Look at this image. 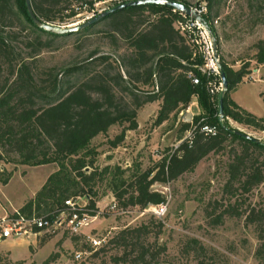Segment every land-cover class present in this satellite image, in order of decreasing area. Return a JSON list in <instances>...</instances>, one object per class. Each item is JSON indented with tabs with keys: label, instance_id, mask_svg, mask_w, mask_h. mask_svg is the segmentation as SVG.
<instances>
[{
	"label": "trees",
	"instance_id": "1",
	"mask_svg": "<svg viewBox=\"0 0 264 264\" xmlns=\"http://www.w3.org/2000/svg\"><path fill=\"white\" fill-rule=\"evenodd\" d=\"M107 1L31 0L38 19L58 27L70 24L82 13H95L96 4ZM166 1L206 9L202 19L216 41L221 72L229 85L223 101L224 120L220 116L222 92L215 96L210 93V79L201 70L203 56L177 28L183 16L174 8L156 4L129 7L80 32L59 35L36 26L26 0H0V162L14 155L23 166L57 167L36 196L19 210L28 217L54 220L68 211L66 202L70 200L86 199L87 209L95 215L100 187L112 194L123 211L164 205L168 197L155 191V184L176 182L194 173L212 155H225L227 181L223 194L229 198L228 203L210 201L205 207L206 218L219 226L226 217H245L259 241L256 257L264 262V208L244 211L242 207L243 195L264 184V145L238 134L228 124L230 119L258 130L264 127V117H256L232 98L236 88L252 74L253 62L264 67V38L254 44L253 57L235 69L221 55L222 38L216 27L230 0ZM245 4L249 20L264 28V0H246ZM22 32L33 36L26 43L33 51L28 57L18 48ZM94 34L102 35L119 54L118 59L95 49L84 60L76 59L68 66L39 68L37 57L45 50H59L58 40L75 36L85 40ZM193 78L200 84L195 85ZM194 99L200 115L193 123L181 126L180 145L166 150L159 162L147 169L141 163L127 169L98 164L94 140L99 136L107 135L114 126L122 127L120 135L110 142L117 148L128 131L139 128L138 113L146 105L162 101L155 121V126H162L188 109ZM205 123L217 128L216 136L206 137L200 132ZM190 133L193 135L188 138ZM11 178L0 167L3 185H8ZM162 228L160 222L156 239ZM153 232L150 223L117 232L108 242L119 250L113 261L169 264L161 260L167 248L151 242ZM100 252L93 256L98 257ZM184 252L193 257L194 264H211L207 249L196 239H189Z\"/></svg>",
	"mask_w": 264,
	"mask_h": 264
},
{
	"label": "rangeland",
	"instance_id": "2",
	"mask_svg": "<svg viewBox=\"0 0 264 264\" xmlns=\"http://www.w3.org/2000/svg\"><path fill=\"white\" fill-rule=\"evenodd\" d=\"M115 1L98 3L95 13H82L70 24L59 28L65 30L83 25L122 4V0ZM245 1L230 0L220 23L216 25L222 38L221 55L227 62L234 64L235 69L241 68L253 57L254 44L264 38V28L249 20ZM94 35L85 40L79 36L58 40L56 45L60 46L59 50H45L37 57L39 68L68 66L76 59L84 60L95 49H101L100 53L118 59L119 54L108 46L102 35ZM31 38L33 36L29 32H22L19 36L18 48L24 53V57L33 52L26 46ZM251 68L252 74L236 88L232 97L250 113L264 115V67L253 62ZM214 82L216 83V78ZM161 105L162 101H157L143 107L138 113L139 128L128 131L125 141L117 148H113L110 142L120 135V126H114L107 135L95 139L94 146L99 154L98 164L101 167L120 165L127 169L141 163L147 169L159 162L166 155V150L176 149L181 143L178 141L181 126L200 115L201 110L197 99H194L188 109L182 110L176 119L171 118L162 126H155ZM228 124L230 128L251 136L264 145L261 130L240 125L230 119ZM17 161L18 158L13 155L6 156L0 162L1 170L12 175L8 185H3L0 181V215H4L6 211H19L57 171L55 165L29 167L20 165ZM226 162L225 155H212L194 173L185 174L178 181L167 185L155 184L153 189L168 197V211L162 218L156 217L150 207L145 211L129 209L124 211L125 214H118L111 209L115 203L112 194L105 187H100L97 219L90 227L73 235L63 225L55 231L0 241V264H43L46 261L49 264H116L113 258L119 255V250L115 246H108V242L117 232L145 223H150L154 231L151 242L167 248V252L161 256V260L166 263L194 264L193 257L184 252V247L189 239H196L207 249L206 258L211 264H264L256 257L259 241L255 228L246 224L245 217H226L219 226H214L206 218L205 207L210 201H221L225 205L228 203L229 198L223 194L227 181ZM242 203L244 211L254 207L264 208V184L250 194L243 195ZM87 205L89 203L86 199L78 201L80 208ZM160 222L163 228L156 239ZM90 238L102 240V245L94 248ZM103 248L106 251L100 252ZM96 252H100L98 257L93 256ZM76 253L83 254L82 260H76Z\"/></svg>",
	"mask_w": 264,
	"mask_h": 264
},
{
	"label": "built area",
	"instance_id": "3",
	"mask_svg": "<svg viewBox=\"0 0 264 264\" xmlns=\"http://www.w3.org/2000/svg\"><path fill=\"white\" fill-rule=\"evenodd\" d=\"M197 11L200 17L206 12L205 7L192 8ZM183 20L177 23V28L181 33L187 37V39L197 47L198 52L203 56L205 61L204 67L201 69L204 74L210 79L209 88L212 95L221 93L223 91V82L221 79V65L220 59L215 57V45L214 37L209 29H207L201 22L193 20L182 14ZM218 52V48H217ZM219 56V55H218ZM216 78V83L214 79ZM195 85L200 84V80L193 78ZM183 115V114H182ZM194 120V119H193ZM193 120L186 123H193ZM195 128V127H194ZM194 130H197L196 128ZM200 132L206 137H214L217 135L218 130L215 126L210 124H204L200 127ZM261 134L264 136V127L261 129ZM193 133L188 134V138L192 137ZM79 201V200H78ZM78 201L70 200L66 202L68 211L61 213L54 220L49 217H42L38 215H32L30 217L22 215L19 211H13L4 215H0V241L8 239L25 238L28 235H36L39 232H49L66 226L73 235L79 234L83 229L90 227L91 223L97 219V213L95 215L87 207L80 208ZM152 213L162 218L168 211V201L164 205L150 207ZM111 209L118 214H125L123 210L118 208L117 203H113ZM94 248H98L102 245V240L89 239ZM83 254L76 253V260H82Z\"/></svg>",
	"mask_w": 264,
	"mask_h": 264
},
{
	"label": "water",
	"instance_id": "4",
	"mask_svg": "<svg viewBox=\"0 0 264 264\" xmlns=\"http://www.w3.org/2000/svg\"><path fill=\"white\" fill-rule=\"evenodd\" d=\"M148 4H156V5H161V6H170L172 8H174L175 10L179 11L180 13L191 17L193 20H196L198 22H201L207 29H209L208 25L203 21L202 17L199 16V14L197 13V11L193 10L190 7H187L185 5L182 4H178V3H173L170 1H166V0H136V1H129L123 4H120L102 14H100L99 16L87 21L85 24L77 26V27H71L69 29H61L59 27L53 26V25H49L46 24L44 22H42L40 19H38V17L35 15L34 13V9L32 6V2L31 0H26V5H27V10L28 13L31 17V19L33 20V22L36 24L37 27L50 32V33H56L59 35H65V34H72V33H76V32H80L92 25H95L97 23H100L102 20H104L105 18H107L108 16H110L111 14L129 8V7H134V6H140V5H148ZM211 32V31H210ZM214 45H215V57L218 59V52H217V44L215 39L213 40ZM221 79L223 82V91H222V96L220 99V116L221 119L224 120V110H223V101H224V95L227 93L228 91V81L226 78V75L221 72ZM238 134L244 135L240 132L237 131ZM247 138H250L258 143H260L259 140L252 138L251 136H247L245 135Z\"/></svg>",
	"mask_w": 264,
	"mask_h": 264
},
{
	"label": "crops",
	"instance_id": "5",
	"mask_svg": "<svg viewBox=\"0 0 264 264\" xmlns=\"http://www.w3.org/2000/svg\"><path fill=\"white\" fill-rule=\"evenodd\" d=\"M233 98V97H232ZM233 100L240 106V107H242L243 109H245L246 111H248V112H250L249 110H247L246 108H244L243 106H241L234 98H233ZM252 113V112H251ZM253 114V113H252ZM253 115H255L256 117H258V118H263L264 117V115H256V114H253Z\"/></svg>",
	"mask_w": 264,
	"mask_h": 264
}]
</instances>
